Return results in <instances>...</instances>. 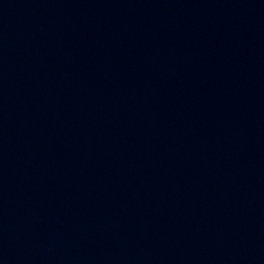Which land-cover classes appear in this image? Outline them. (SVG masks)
<instances>
[{
    "label": "water",
    "instance_id": "1",
    "mask_svg": "<svg viewBox=\"0 0 264 264\" xmlns=\"http://www.w3.org/2000/svg\"><path fill=\"white\" fill-rule=\"evenodd\" d=\"M0 264H264V0H0Z\"/></svg>",
    "mask_w": 264,
    "mask_h": 264
}]
</instances>
